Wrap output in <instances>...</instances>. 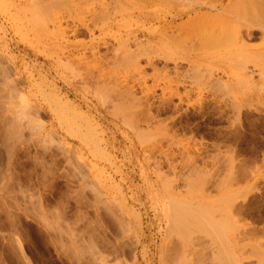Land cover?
I'll return each mask as SVG.
<instances>
[{
	"label": "rangeland",
	"instance_id": "374dc122",
	"mask_svg": "<svg viewBox=\"0 0 264 264\" xmlns=\"http://www.w3.org/2000/svg\"><path fill=\"white\" fill-rule=\"evenodd\" d=\"M207 1H83L93 47L0 0V264H264V4Z\"/></svg>",
	"mask_w": 264,
	"mask_h": 264
},
{
	"label": "bare ground",
	"instance_id": "6f19581e",
	"mask_svg": "<svg viewBox=\"0 0 264 264\" xmlns=\"http://www.w3.org/2000/svg\"><path fill=\"white\" fill-rule=\"evenodd\" d=\"M83 1H89V0H7V2H8V5H10L9 6V9H10V11L11 12H13L14 14H17V15H24V17H27V16H29V15H31V16H35V15H33V14H36V13H40V12H45L47 15H48V20L49 21H47L48 23H51V25L53 26V28H56V30H58V31H63L64 33H66V32H68V31H71L72 33H73V35H75V36H77V35H79V33L80 32H82L83 30L84 31H87L86 33H89L91 36H94L93 38L94 39H92L90 42H91V45H93V47H96V44L97 45H99V44H101V43H103V44H108V42L105 40V38L103 37V38H101V37H96L95 36V34L99 31V32H101V33H105V31H107V30H111V29H113V28H115L116 26H118L119 24H120V19H118V16H117V14H115V13H112V12H109L108 11V7L105 5V3H102L98 8H95V7H93V12L90 14V16L88 17V18H85V17H76L73 13H71L72 11H76L77 9H78V7L80 6V5H82V4H84L83 3ZM151 1V0H150ZM210 1V0H209ZM209 1H207V2H202L201 4L205 7V8H207V9H210L211 10V13L210 14H208L209 13V10H207L208 11V13H206L205 12V14L206 15H199V17L201 18V19H203V20H209V21H214L215 22V19H216V21L217 20H219L218 18H222L223 16H224V14H226V12L229 10V8H230V6L228 7L227 5L226 6H224V4H223V6L221 7V5H219V4H212V3H210ZM252 1V0H251ZM256 2H258V3H262V5L264 4V0H257ZM189 3V2H188ZM195 3V2H194ZM193 3V4H194ZM187 4V3H186ZM185 4V5H186ZM237 4V6H238V3H236ZM244 4V3H243ZM117 5V4H116ZM192 5V4H191ZM201 5V6H202ZM66 9H67V15H64V14H62V15H59V16H56L55 18H53L52 17V13L53 12H55V11H59V10H64V11H66ZM113 9V8H112ZM115 9V8H114ZM113 9V10H114ZM121 9V8H120ZM120 9H118V10H120ZM248 9V8H247ZM132 10V9H131ZM136 10V9H135ZM216 11V12H213V11ZM108 11V12H107ZM120 11H122V9L120 10ZM133 11L134 10H132V12L131 11H129V14H131V13H133ZM230 11V10H229ZM241 11V10H240ZM243 11V10H242ZM117 12H119V11H117ZM134 12H136V11H134ZM232 12V11H231ZM33 13V14H32ZM110 13H112L113 15H111ZM201 13V12H200ZM46 14H44V15H42L43 17L45 16L46 18H47V15ZM125 14V13H124ZM239 14H241L240 12H239ZM38 15H41V13L40 14H38ZM127 15V14H126ZM133 15V14H132ZM196 15V14H195ZM198 15V14H197ZM227 15V14H226ZM225 15V16H226ZM248 15V14H247ZM246 15V16H247ZM249 16V15H248ZM247 16V17H248ZM151 17H153V16H151ZM244 17V16H243ZM125 18V17H124ZM179 18H180V16H179ZM184 18V17H183ZM191 18V20L189 19V21L188 22H191V23H193V24H191V25H194L195 24V20L193 21V19L194 18H192V17H190ZM199 18V19H200ZM156 19V18H155ZM177 19V18H176ZM175 19V20H176ZM196 19H198V18H196ZM147 20H149V19H146V21ZM153 20V18L151 19V21ZM174 20V21H175ZM250 20V19H249ZM69 21H71V24H69L68 22ZM173 21V22H174ZM197 21V20H196ZM198 21H200V20H198ZM208 21V22H209ZM64 22H67L68 23V25L67 26H65L64 27ZM148 22V21H147ZM207 22V21H206ZM218 22V21H217ZM249 22V21H248ZM246 22L247 24L246 25H243V26H245V30H246V36H247V38H249V37H254L259 31H261L263 34H264V30H263V28H261V26L259 25V24H255V23H252V22ZM47 23V24H48ZM66 23V24H67ZM149 23V22H148ZM224 23V22H223ZM228 23V22H227ZM167 24V23H166ZM198 25H199V22H198ZM212 25V24H211ZM211 25H210V28H211ZM218 25V24H217ZM242 25V24H241ZM172 26V25H171ZM170 26V27H171ZM219 26V25H218ZM242 26V27H243ZM164 27V26H163ZM167 27H169L168 25H167ZM175 27V26H174ZM177 27V26H176ZM195 27V26H194ZM208 26H206V28H207ZM165 29H166V27H164ZM173 28V27H172ZM209 28V27H208ZM209 28V29H210ZM225 29V28H224ZM239 29V28H238ZM167 30V29H166ZM166 30H164L165 32H166ZM239 30H241V29H239ZM239 30H235V33L238 31L239 32ZM242 31H243V29H242ZM98 32V33H99ZM238 32L236 33V34H238ZM207 33V32H206ZM234 33V32H233ZM234 33V34H235ZM164 34H166V33H164ZM224 34H225V32H224ZM222 35L221 34V36L223 37V36H225V35ZM236 34H235V37H233L234 38V40H235V38H236ZM240 34V33H239ZM217 35H219V34H217ZM233 35V34H232ZM234 36V35H233ZM241 36H243L242 34L240 35V37ZM156 37V36H155ZM209 37V36H208ZM214 37V36H213ZM218 37V36H217ZM259 37V36H258ZM169 38V37H168ZM194 38V37H193ZM216 38V37H215ZM219 38H220V36H219ZM237 38H238V36H237ZM236 38V39H237ZM243 38H245V37H242L240 40H239V42L242 44L243 42H244V39ZM170 39H172V38H170ZM168 40L167 42H169V41H171V40ZM194 39H196L200 44H198V45H200L199 47H201V42L203 41L204 42V40H201V42H200V40H198V38H194ZM200 39V38H199ZM203 39V38H202ZM217 39V38H216ZM225 39H226V36H225ZM243 39V41H241ZM250 39V38H249ZM123 40V39H122ZM121 40V38L120 39H118L117 41L118 42H116L119 46H127L128 44L129 45H131V42H129L128 44L126 43V41L125 40H123L122 41ZM135 41H136V39H134ZM173 41L175 40V39H172ZM179 40V39H178ZM177 40V41H178ZM214 40V39H213ZM166 41V40H165ZM173 41H171L172 43H173ZM196 41V42H197ZM217 40H215V42H216ZM225 41H227V40H225ZM237 41V40H236ZM235 41V43H237ZM142 42V41H141ZM141 42H139V41H137L135 44H137V45H140V47H141V49L143 50V49H145L146 47L145 46H147V45H144V44H142ZM163 42V45H162V43H160L159 45H158V47L156 48L155 46H154V48L157 50H155L156 52H155V54H160L161 52H158V50H163V48H164V50L165 49H169V46H168V44H166L167 42H164V41H162ZM193 41H191V43H192ZM194 42H195V40H194ZM195 42V43H196ZM210 42V41H209ZM218 42H219V40H218ZM238 42V43H239ZM115 43V44H116ZM157 43V42H156ZM171 43V45H173L174 46V43H175V41H174V43L172 44ZM179 43V42H178ZM194 43V44H195ZM206 43V42H205ZM220 43H221V41H220ZM114 44V45H115ZM193 44V43H192ZM191 44V45H192ZM204 44V43H203ZM219 44V43H218ZM225 44V43H224ZM205 45V44H204ZM220 45V44H219ZM221 45H223V43H221ZM196 46V45H195ZM211 46V45H210ZM215 45H213V47H214ZM145 47V48H144ZM192 47H193V45H192ZM128 48V47H127ZM83 49V48H82ZM188 49V48H187ZM262 50H257V48H255V50H257L258 52L257 53H262V54H264V49L263 48H261ZM231 51V50H230ZM229 51V52H230ZM237 51V50H236ZM245 52H247L246 53V55H243V53L242 54H236L235 52V54L234 55H230L229 56V54H227V55H225V56H227V57H225V58H227L228 60L229 59H235V60H240L241 61V63L240 64H242V60H244L243 61V64H244V62H245V59H247L246 57H248V56H252V54H254L253 52H252V50L251 49H249L248 48V51L246 50ZM256 52V51H255ZM163 53V52H162ZM129 54V53H128ZM221 54V53H220ZM245 54V53H244ZM224 55H222V56H224ZM256 55H258V54H256ZM255 55V56H256ZM232 56V57H231ZM139 57H140V55H139ZM178 57H180V56H178ZM217 57H219L220 58V56H217ZM244 57H245V59H244ZM257 57V56H256ZM258 57H262V59H264V55L263 56H258ZM212 58V57H211ZM243 58V59H242ZM131 59V58H130ZM187 59V58H186ZM169 60H171V59H169ZM192 60V59H191ZM232 61V60H231ZM240 61H236L237 63L238 62H240ZM262 61H264V60H261V62ZM233 62V61H232ZM247 62V61H246ZM245 62V63H246ZM247 64V63H246ZM152 65V64H151ZM237 65V64H236ZM256 66H258V68L256 67V70L255 71H257V73H259V74H264V62H262V63H260L259 65H256ZM241 67V66H240ZM244 67V66H243ZM244 68H246V67H244ZM227 69V68H226ZM226 71H228V69L226 70ZM246 71V70H245ZM229 72V71H228ZM227 72V73H228ZM233 72H235V71H232V73ZM234 74V73H233ZM237 74H238V71H237ZM237 74H235V75H237ZM250 74H253V73H250ZM231 75V74H230ZM251 76V75H250ZM254 76V75H253ZM125 90V89H124ZM176 91V90H175ZM128 92V91H127ZM124 93V92H123ZM128 94V93H127ZM134 96V95H133ZM132 97V96H131ZM128 101V100H127ZM71 109V108H70ZM70 109H69V111H70ZM76 110V109H75ZM71 112H72V114H74V115H72L71 114V116H73V117H75V119H72L71 120V122L68 120L67 122L68 123H71V124H73V123H77L78 121L79 122H81V123H83V121L82 120H77L76 119V115H75V111L74 110H71ZM78 115V117H79V114H77ZM81 119V118H80ZM152 119H153V117H152ZM37 122V121H36ZM80 124V123H79ZM98 246V245H97ZM91 251V250H90Z\"/></svg>",
	"mask_w": 264,
	"mask_h": 264
}]
</instances>
